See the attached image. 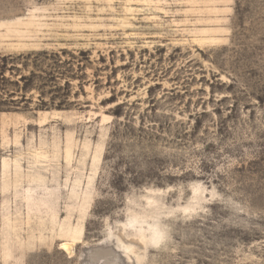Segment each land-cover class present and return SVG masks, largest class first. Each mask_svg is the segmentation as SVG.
Masks as SVG:
<instances>
[{"label": "rangeland", "instance_id": "374dc122", "mask_svg": "<svg viewBox=\"0 0 264 264\" xmlns=\"http://www.w3.org/2000/svg\"><path fill=\"white\" fill-rule=\"evenodd\" d=\"M0 264H264V0H0Z\"/></svg>", "mask_w": 264, "mask_h": 264}, {"label": "bare ground", "instance_id": "6f19581e", "mask_svg": "<svg viewBox=\"0 0 264 264\" xmlns=\"http://www.w3.org/2000/svg\"><path fill=\"white\" fill-rule=\"evenodd\" d=\"M62 249L71 254V247L67 243L62 244Z\"/></svg>", "mask_w": 264, "mask_h": 264}]
</instances>
